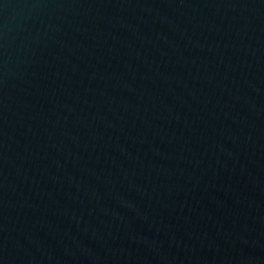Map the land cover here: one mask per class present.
<instances>
[{
    "label": "water",
    "instance_id": "95a60500",
    "mask_svg": "<svg viewBox=\"0 0 264 264\" xmlns=\"http://www.w3.org/2000/svg\"><path fill=\"white\" fill-rule=\"evenodd\" d=\"M0 264H264V0H0Z\"/></svg>",
    "mask_w": 264,
    "mask_h": 264
}]
</instances>
